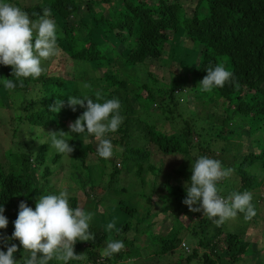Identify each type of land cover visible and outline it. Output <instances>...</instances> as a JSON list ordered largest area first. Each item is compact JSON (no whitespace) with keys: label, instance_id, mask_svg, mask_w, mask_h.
<instances>
[{"label":"trees","instance_id":"1","mask_svg":"<svg viewBox=\"0 0 264 264\" xmlns=\"http://www.w3.org/2000/svg\"><path fill=\"white\" fill-rule=\"evenodd\" d=\"M9 2L32 19L49 9L59 51L42 62L44 70L36 80L25 79L22 87L11 92L0 85V109H12L7 121L0 118V204L9 221L6 229H0V237L11 236L20 201L34 209L36 199L49 194L51 189L46 187L62 166L63 155L39 140L49 132H65L82 114L80 107L71 111L67 98L87 84L85 94L95 98L99 91L106 99L120 101L123 121L109 136L119 165L96 155V141L89 134L90 140L82 147L73 145V135L65 136L73 152L62 179L64 190H81L105 212L101 205L105 192L111 188L129 192L130 187L120 181L133 176L140 190L130 192L138 193L143 200L140 203L146 204L141 208L123 202L111 206L109 219L118 232L90 221L88 231L94 239L76 241L74 253L82 254L83 259L68 264H131L138 260L160 264L172 254H177V264L239 263L252 248L250 239L245 238L252 233L233 230L222 235L224 223L217 226L200 212H195L200 219L191 223L192 215L182 203L183 185L191 171L166 173L163 159H155L154 154H181L190 162L200 156L218 159L224 168L232 169L217 183L220 196L227 197L233 191H248L253 196L258 188L264 191V0H198L192 12L186 11L183 0ZM83 6L87 10L84 15ZM87 14L93 24L83 20ZM165 59L176 66L169 80L152 70ZM217 64L232 72L230 82L210 93L201 92L199 82L206 75L205 69ZM11 78V66L0 65V80ZM189 82L192 85L187 87ZM57 99H63L64 106L51 111L50 105ZM215 108L223 112H212ZM30 128L36 133L27 134ZM255 130H260V135L254 134ZM242 147L247 150L240 151ZM92 154L97 160L88 162ZM123 172L124 177L115 178ZM106 174L109 185L104 182ZM162 174L164 180L159 181ZM114 181L120 185L113 188ZM147 184L153 191L150 194ZM158 185L169 189L168 198L173 202L170 205L165 195H159L160 210L153 211L151 200ZM69 204L79 207L76 195H69ZM256 204L264 209V195ZM172 207L187 214L190 222L185 225L177 219L169 234L152 233L155 222L147 220L159 212L169 213ZM145 235L149 241L142 249L136 242ZM187 236L193 242L190 250L185 249ZM116 239L123 241V249L105 256L106 242ZM11 243L18 245L14 258L19 260V242ZM49 264L61 262L52 260Z\"/></svg>","mask_w":264,"mask_h":264},{"label":"clouds","instance_id":"2","mask_svg":"<svg viewBox=\"0 0 264 264\" xmlns=\"http://www.w3.org/2000/svg\"><path fill=\"white\" fill-rule=\"evenodd\" d=\"M49 9L32 19L21 8L9 0H0V65L11 66V79L0 80V85L11 92L23 86L25 79L36 80L43 72L42 62L57 55V30ZM206 75L199 82L200 91L210 93L230 82L233 74L223 65H214L205 69ZM87 88V84L83 85ZM87 94L73 95L67 98L71 111L76 106L83 112L69 124L70 133H87L96 141V155L103 160L113 156L114 146L109 138L122 124L121 104L118 98L106 99L97 91L95 98ZM64 106L63 99H57L50 105L51 111H59ZM43 133V129H41ZM29 132H35L29 129ZM69 135L63 131L49 132L39 142L47 144L56 153L69 156L73 152ZM191 175L184 183L185 196L182 203L191 212H200L217 226L238 213L245 220L255 215L252 207V195L248 191L231 192L227 197L218 194L217 183L228 177L232 171L224 168L218 159L200 156L191 162ZM0 204V229H6L8 218ZM92 213L81 208L71 207L69 193L66 190L57 194H44L36 199L34 209L25 201L18 204L16 219L12 221L11 236L0 237V264H49L56 260L61 264L69 261L79 262L82 254L74 253L76 241H90L94 236L88 231ZM107 230L119 231L114 222H109ZM19 242L21 258H14ZM124 247L122 240H108L104 255L111 257ZM38 253L40 254L38 256Z\"/></svg>","mask_w":264,"mask_h":264},{"label":"rangeland","instance_id":"3","mask_svg":"<svg viewBox=\"0 0 264 264\" xmlns=\"http://www.w3.org/2000/svg\"><path fill=\"white\" fill-rule=\"evenodd\" d=\"M27 2H38L39 0H26ZM87 1V0H84ZM184 1V8L186 9L187 12H192L194 5H196V2L198 0H183ZM25 2V3H27ZM100 10V9H99ZM81 11H82V15L87 13V10L83 7H81ZM86 12V13H85ZM83 20H87L89 22V24H93L94 20L92 18V16L90 14H87L85 16H83ZM182 39V38H181ZM186 45V44H185ZM121 47V46H120ZM190 47V46H189ZM121 49V48H120ZM177 62V61H176ZM175 63V62H172ZM172 63H168V61H166V59L163 60H159L158 64L155 67H153V71L155 74L165 78L166 80H169L170 78V71L176 70V66L175 65H171ZM83 84V83H82ZM192 82L187 83V87L191 86ZM83 87V85H81L80 88H78L76 90V92L74 93V95H82L83 93H87L88 89H86ZM79 107V106H76ZM12 110V109H11ZM11 110L9 109H0V118L2 119V121H7L9 119V116L12 115ZM215 111L218 113H222L223 111L221 110H217V108H215V110H212V112L215 113ZM66 110L63 113V116H66ZM218 113V115H219ZM0 119V120H1ZM218 118H214V120L217 122ZM219 121V120H218ZM68 129H65V132L68 133L69 135H73V145L74 146H85L87 144V142L90 140L87 138V133H81V134H76V133H70L69 132V126L67 127ZM256 131V130H255ZM2 132V131H1ZM254 134H258L260 135V130H257ZM68 136V135H66ZM242 138V136L237 137V140H240ZM94 145H96V142H94ZM250 146V145H249ZM247 147H242V149L240 151H246ZM158 153H155V159H163L161 160L162 164H163V168L164 171L166 173H173V171L175 169H185V170H190V160L186 157H184L181 154H175V155H169V156H163V155H157ZM223 157L229 158L227 157V155L223 154ZM96 156L92 154V156H90V158L88 159V162L91 161V159L97 160V158H95ZM69 161H70V155L69 156H63V160L61 161V165L60 169H58L57 174L54 176V178L52 179V182L50 183V185L46 187V189H51L49 191V193L52 194H57L59 191H62V188L64 190L63 187V175L65 172H67L69 170ZM110 161H112V163L116 162V165H119V160L114 158V155L110 158ZM111 166V164H110ZM62 167V168H61ZM112 168L108 169V173ZM125 176V173L123 172L122 174L117 175L115 178H122ZM164 176L162 174L161 178H159V181H163L164 180ZM109 174H106L104 182L109 185ZM149 178H154V176H152L151 174H149ZM178 179L182 180L181 176H178ZM122 185L126 186V187H130V191L132 192H136L140 190V185L137 183V178L133 177L130 178L128 176H125L123 182L120 181ZM118 183V181H117ZM116 181H114L111 186L114 188L117 185ZM176 183V182H175ZM118 183V185H120ZM121 185V186H122ZM110 187V186H108ZM111 188V187H110ZM146 191L148 194H150L151 192V185L147 184L146 186ZM168 188H166L165 186L162 185H158L157 188L155 189V194H153L152 200L154 202L153 204V211H159L160 210V198L159 195L166 196V199L168 198V194H170L168 192ZM123 192L120 191L118 189H109L105 192L103 198H102V204L105 208V212L102 211L101 208L97 207V205L93 204L92 201L90 199H87L84 196V193L81 190L75 189L74 191H71L69 193V195H76L77 199L79 200V207L90 211L93 216H92V220L91 223H100L103 226H107V224L110 222V215H112V207L111 206H118L120 205L121 202L123 203H129L131 205H139V208H141L143 205H145L146 203H140L143 200L140 199V197L138 196L139 194H132V192ZM157 193V194H156ZM223 193V192H222ZM255 195L257 196V198H260L261 196L264 195V191L261 188H258L255 190ZM253 195L252 196V200H251V204L252 207L254 208L255 212H257L258 216L255 218L254 216L249 219V220H245L243 218V214L239 213L237 214L236 217L234 218H230L227 219L223 225V234L222 235H227L228 232L233 231V230H244L247 231L249 233H252V235H250L251 237H245L246 239H250L252 248L247 251V253L245 254V256L243 257V259L240 260L239 263L236 264H264V229H263V224H264V209L263 207H259L258 204L255 205V200L257 199L256 196ZM173 196V195H172ZM167 202L170 204L171 202H173L171 199H167ZM177 200H174L173 204H176ZM171 205V204H170ZM186 206V205H185ZM187 207V206H186ZM174 208V210H173ZM144 212V211H142ZM177 212V213H176ZM188 215H192V222L194 223L195 221L200 219V216L203 217V215L201 214L200 216L198 214H196L195 212H191ZM261 212L263 214H261ZM176 213V214H174ZM144 214V213H143ZM187 214H182L180 212V210H177L176 207H172V209L170 210L169 213L167 214H159L157 216H154L153 218L147 220L148 222L154 221L155 224L153 226V230L152 233L154 232L155 234H161V235H167L170 232V228L172 227V225L174 223H176L177 219H181L183 222L185 223V225L188 224V222H190L188 216H186ZM206 217V216H205ZM263 220H262V219ZM130 219V218H129ZM130 220L133 221V223L135 224V218H131ZM94 223V224H95ZM146 224V223H145ZM143 225V223H142ZM129 236L132 237L133 236V232L130 231L129 232ZM247 236V234L245 235ZM149 238L145 235L141 237V240H138L136 242V244L139 247H147L148 245V240ZM186 242L185 244L187 246H185L186 250H190L192 247V239L190 236H187L186 238ZM181 246H184V243H182ZM143 249V248H142ZM39 254V253H38ZM40 255V254H39ZM38 255V256H39ZM155 259V258H154ZM178 261V257L177 254H172V255H166L162 261H160V264H177ZM197 261V260H195ZM199 261V260H198ZM147 263H152V260L147 259L146 260ZM155 264H159V262L157 260H155ZM142 261L138 260L134 263L131 264H141ZM191 264H198L196 262H192Z\"/></svg>","mask_w":264,"mask_h":264},{"label":"built area","instance_id":"4","mask_svg":"<svg viewBox=\"0 0 264 264\" xmlns=\"http://www.w3.org/2000/svg\"><path fill=\"white\" fill-rule=\"evenodd\" d=\"M221 197H224V196H221Z\"/></svg>","mask_w":264,"mask_h":264}]
</instances>
